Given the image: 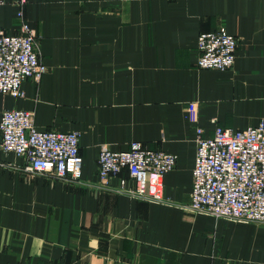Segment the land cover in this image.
Segmentation results:
<instances>
[{
  "label": "crops",
  "instance_id": "1",
  "mask_svg": "<svg viewBox=\"0 0 264 264\" xmlns=\"http://www.w3.org/2000/svg\"><path fill=\"white\" fill-rule=\"evenodd\" d=\"M22 20L46 72L21 97L0 93V116L27 110L37 129L76 131L83 174L24 173L0 147V264H264V222L187 208L195 128L211 136L264 116V0L0 2L1 31ZM219 25L237 38L234 63L200 69L197 35ZM132 141L176 156L161 202L119 191V177L132 185L125 170L107 186L97 175L100 149Z\"/></svg>",
  "mask_w": 264,
  "mask_h": 264
},
{
  "label": "built area",
  "instance_id": "2",
  "mask_svg": "<svg viewBox=\"0 0 264 264\" xmlns=\"http://www.w3.org/2000/svg\"><path fill=\"white\" fill-rule=\"evenodd\" d=\"M196 43L198 68L232 67L238 42L224 25L199 33ZM45 72L37 37L26 20L20 22L17 33L0 30V93L21 97L22 82L39 81ZM188 118L190 122L196 120L193 107ZM0 131L1 149L22 157L23 163L18 165L22 172L82 179L83 157L76 131L37 129L33 113L21 109L1 113ZM195 133L197 147L187 208L240 223L264 222V116L244 129L216 125L211 136L204 135L200 127ZM175 163L173 153L140 141H132L121 150L102 148L96 157L102 185L107 186L108 178L118 177L125 170L132 185L119 177L118 190L153 202L163 200L162 179Z\"/></svg>",
  "mask_w": 264,
  "mask_h": 264
}]
</instances>
